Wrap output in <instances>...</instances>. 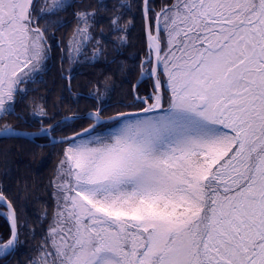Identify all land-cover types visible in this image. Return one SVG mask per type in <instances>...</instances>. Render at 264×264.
<instances>
[{
	"label": "snow or ice",
	"instance_id": "1",
	"mask_svg": "<svg viewBox=\"0 0 264 264\" xmlns=\"http://www.w3.org/2000/svg\"><path fill=\"white\" fill-rule=\"evenodd\" d=\"M68 6L55 0L37 12L36 0H0V119H20L19 86L50 52L36 18ZM143 12L149 51L137 84L153 83L143 96L133 85L134 111L105 116L97 107L88 127L59 140L52 134L62 122L41 120L34 133L0 127V138L66 145L52 181L53 222L29 264H264V0H176L154 16L143 0ZM75 15L73 41L82 45L96 13ZM119 19L113 14L112 31L125 32ZM0 205L6 258L26 222L3 190Z\"/></svg>",
	"mask_w": 264,
	"mask_h": 264
},
{
	"label": "trees",
	"instance_id": "2",
	"mask_svg": "<svg viewBox=\"0 0 264 264\" xmlns=\"http://www.w3.org/2000/svg\"><path fill=\"white\" fill-rule=\"evenodd\" d=\"M173 1L149 0V3L155 10L172 5ZM54 2L36 0L37 12ZM65 3L70 5L66 10L36 18V25L47 28L50 52L42 70L32 73L33 79L19 86L23 91L17 96L15 108L20 119L16 116L0 119V127L9 124L34 131L40 129L41 120L47 126L62 116L83 115L97 107L103 109L105 116L130 109L133 85L148 54L142 0H65ZM78 11L96 13L90 21L91 38L82 45L79 37L73 41ZM113 14L120 17L121 25L128 24L125 32L112 31ZM121 35L125 37L123 43L118 39ZM78 46L80 52L75 51ZM136 85V93L143 96L151 91L152 80L144 79ZM97 88L104 92L99 100ZM40 108L47 112V117L33 115ZM90 123L91 119L86 116L63 121L52 136L68 135ZM64 145L53 144L43 135L34 139L0 138V190L13 203L20 221L26 222V226L20 228L22 243L13 254L0 258V264H28L38 254L52 218V181L55 163ZM8 232L9 223L0 216V235L6 239Z\"/></svg>",
	"mask_w": 264,
	"mask_h": 264
},
{
	"label": "rangeland",
	"instance_id": "3",
	"mask_svg": "<svg viewBox=\"0 0 264 264\" xmlns=\"http://www.w3.org/2000/svg\"><path fill=\"white\" fill-rule=\"evenodd\" d=\"M174 3H176V0H174L173 1V4ZM157 11H158V8L157 9H155L154 10V12L152 13V15L154 16V14L155 13H157ZM160 26L161 27H163V15L161 16V24H160ZM153 34H156V32H155V24H153ZM161 39H162V41H164V40H166V33H161ZM162 52H161V55L163 56V48H164V44L162 43ZM45 62V61H44ZM43 62V63H44ZM41 67H43V64H42V66ZM149 67V66H148ZM28 71V69H25V72H27ZM139 78H141V75H140V77ZM162 79H163V77H162ZM25 80H27V77H25ZM127 110H135L134 108H130V109H127ZM118 113V112H117ZM86 114V113H85ZM85 114L83 115V116H85ZM87 114H89V113H87ZM75 115H77V117L78 116H82V115H79V114H75ZM112 115V114H111ZM108 116H110V115H108ZM70 121V120H69ZM84 128H86V127H84ZM15 129H17V130H21V131H28V130H22V129H18V128H15ZM83 129V128H82ZM82 129H79V130H77V131H75V132H79V131H81ZM75 132H72V133H70V134H68V135H73ZM66 135H59V136H57L56 138H62V137H65ZM66 147V145H64L63 146V148H62V153H63V149ZM62 153L60 154V157L58 158V160L56 161V165H55V173H54V176H53V180L54 179H56L57 178V167H58V165H59V163H60V159H61V157H62ZM55 191V189H54V186H53V192ZM52 198H53V201H54V206H53V212H52V218H51V221H50V223H49V225L53 222V216H54V212H55V210H56V200L54 199V197H53V195H52ZM0 212H3V210L2 209H0ZM5 213V212H4ZM48 228H49V226H48ZM38 255V254H37ZM37 255L32 259V260H34L36 257H37ZM30 262V261H29ZM29 262H28V264H29Z\"/></svg>",
	"mask_w": 264,
	"mask_h": 264
},
{
	"label": "water",
	"instance_id": "4",
	"mask_svg": "<svg viewBox=\"0 0 264 264\" xmlns=\"http://www.w3.org/2000/svg\"><path fill=\"white\" fill-rule=\"evenodd\" d=\"M142 12H143V1H142ZM143 17H144L145 33H146V20H145L144 12H143ZM146 37L148 39L147 33H146ZM155 64H156V57H155V52H154L153 66H155ZM126 112H131V111H126ZM85 115L89 116V114H85ZM115 115L116 114L111 115V116H115ZM72 116L73 115L63 116L60 119H58L55 123H53L52 125L57 124L58 122H62L64 120H66L65 118L72 117ZM18 131L21 132V133H34V132H38L39 130L38 131H21V130H18ZM16 137H25V138H30L31 139V138H34L35 136L19 135V136H16ZM67 137H71V136H67ZM56 140H59V139H56Z\"/></svg>",
	"mask_w": 264,
	"mask_h": 264
}]
</instances>
